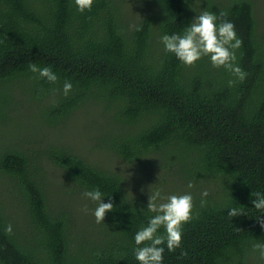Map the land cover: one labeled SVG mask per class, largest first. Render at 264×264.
I'll use <instances>...</instances> for the list:
<instances>
[{
  "label": "trees",
  "instance_id": "16d2710c",
  "mask_svg": "<svg viewBox=\"0 0 264 264\" xmlns=\"http://www.w3.org/2000/svg\"><path fill=\"white\" fill-rule=\"evenodd\" d=\"M259 1L135 0L132 14L125 0H93L83 13L75 0H0V264H139L134 237L156 214L147 209L155 192L130 190L119 160L152 161L175 177L178 191L162 197L193 196L181 245L173 252L161 245L162 264H264L253 251L264 243L256 219L264 212L252 203L264 194ZM203 11L226 12L234 23L243 82L209 57L185 66L165 51L161 37L182 35ZM30 63L51 67L57 82L32 73ZM15 90L30 103L25 123L7 116L20 103ZM80 109L92 131L85 149L54 132ZM95 188L114 206L100 224L97 203L83 196ZM231 208L244 215L230 217Z\"/></svg>",
  "mask_w": 264,
  "mask_h": 264
},
{
  "label": "clouds",
  "instance_id": "9594fccd",
  "mask_svg": "<svg viewBox=\"0 0 264 264\" xmlns=\"http://www.w3.org/2000/svg\"><path fill=\"white\" fill-rule=\"evenodd\" d=\"M78 11H91L93 0H75ZM226 12H221L219 17L209 11H203L195 16L188 27L184 29L183 34H165L161 37L165 51L173 53L176 58L185 66H194L195 63L203 57H209L214 68H224L232 73L237 79L243 82L247 73L236 64V50L240 49L243 41L238 38L234 23L224 19ZM28 69L32 73H38L39 77L45 78L50 83L58 80L57 75L51 67H39L35 63H30ZM235 81L229 80V86H233ZM72 83L65 81L63 93L67 96L72 90ZM193 184L189 182L188 188ZM207 190L201 193L202 197H207ZM255 199L252 200L254 208L264 212V194L255 193ZM83 196L97 203L94 216L97 224L103 223L105 215L113 211V203L103 202V193L99 188L91 191H84ZM158 200L163 202L157 203ZM206 200H201V207L205 206ZM193 196L190 193L183 195L161 196L160 191H156L149 196L147 209L156 213L150 218L147 226L142 227L135 234L134 249L135 259L139 264H162L164 245L166 243L169 252L175 251L182 242V226L190 222L193 210ZM84 211L87 212V206ZM230 217L244 215L239 209L231 208L228 210ZM260 227L264 229V219L256 218ZM164 228L166 235H158V230ZM7 234H12V225L8 224L5 228ZM143 245V246H141ZM253 251H258L260 258L264 259V243H255ZM186 252L181 253V257L186 256Z\"/></svg>",
  "mask_w": 264,
  "mask_h": 264
},
{
  "label": "rangeland",
  "instance_id": "374dc122",
  "mask_svg": "<svg viewBox=\"0 0 264 264\" xmlns=\"http://www.w3.org/2000/svg\"><path fill=\"white\" fill-rule=\"evenodd\" d=\"M260 1H263L262 3ZM259 3V18L264 24V0H260ZM135 0H125V5L129 9L132 14L136 13V8L138 7L137 3L136 6L134 5ZM13 96L16 99L20 100L19 105L17 106L18 109L14 110L11 109L7 112V116L9 118L13 117L14 115H20L22 117V121L25 123L28 118L27 116L31 117L32 110L27 109L30 103L26 100V97L19 93L18 90L13 92ZM82 110H78L77 112L71 114V116L67 119L68 124L65 126H59L58 130H55V135L58 138L63 140H70L71 142H75L77 146L82 147L85 149L92 143L89 138L86 136L91 135V126L88 124L89 116L86 113L83 114ZM60 131V134H58ZM85 144V145H84ZM95 159L99 162H104V156L96 153L93 155ZM151 158V156L149 157ZM152 159V158H151ZM153 160V159H152ZM122 168L125 170V184L129 187L130 190H136L138 186L143 188L146 192L145 194L153 191H160V193H171L178 191V186L176 184V178L171 175H161L156 171V169H152V161L149 163H142V164H132L130 166H126V164L122 163L120 160L118 161ZM84 200V201H83ZM86 199L82 197L81 201L75 206L73 209L74 221L80 220L78 212L80 211L81 206L85 203ZM84 221H87L86 219Z\"/></svg>",
  "mask_w": 264,
  "mask_h": 264
}]
</instances>
